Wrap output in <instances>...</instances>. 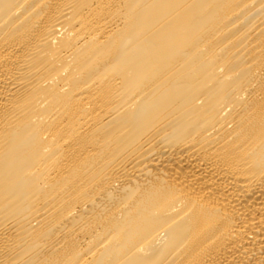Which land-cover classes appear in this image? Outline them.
Segmentation results:
<instances>
[{"label": "bare ground", "instance_id": "obj_1", "mask_svg": "<svg viewBox=\"0 0 264 264\" xmlns=\"http://www.w3.org/2000/svg\"><path fill=\"white\" fill-rule=\"evenodd\" d=\"M0 264H264V0H0Z\"/></svg>", "mask_w": 264, "mask_h": 264}]
</instances>
